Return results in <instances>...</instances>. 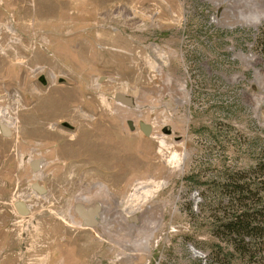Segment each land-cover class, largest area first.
Wrapping results in <instances>:
<instances>
[{"label":"rangeland","instance_id":"obj_1","mask_svg":"<svg viewBox=\"0 0 264 264\" xmlns=\"http://www.w3.org/2000/svg\"><path fill=\"white\" fill-rule=\"evenodd\" d=\"M263 25L264 0H0V202L19 155L46 191L0 213V264H209L230 214L261 229L232 264H264Z\"/></svg>","mask_w":264,"mask_h":264},{"label":"trees","instance_id":"obj_2","mask_svg":"<svg viewBox=\"0 0 264 264\" xmlns=\"http://www.w3.org/2000/svg\"><path fill=\"white\" fill-rule=\"evenodd\" d=\"M258 46L261 48V51L264 52V25L260 29L257 35ZM226 207H228L226 205ZM242 216L236 217L233 214L225 216L220 224L217 226V234L221 237V241L225 243V250L222 249V253H218L213 259L209 261V264H232L233 255H237L240 258L246 257V255L251 254L252 250L251 242L247 241L245 237H260L258 233L260 232V227H253L251 221H244L239 219ZM223 238V239H222ZM254 244H258L254 241ZM226 259H228L226 261Z\"/></svg>","mask_w":264,"mask_h":264},{"label":"flooded vegetation","instance_id":"obj_3","mask_svg":"<svg viewBox=\"0 0 264 264\" xmlns=\"http://www.w3.org/2000/svg\"><path fill=\"white\" fill-rule=\"evenodd\" d=\"M0 129L4 133L5 137H8L9 134H8V132H6V130H7L6 127L3 125H0ZM18 157H19V162L17 164L18 171H15L12 174V180H13V184H14L13 194L18 191L19 192L17 195L18 199L15 200L13 198L8 202V201H6L8 199V197L5 198V201L0 202L4 206V207H2L3 209H0V213H3V214L12 213V215H14L16 217L24 218L27 215H29V212H30V205L28 204V202L30 201V198H31V191H33L34 193H37L39 195H45L46 191L44 190V188H43L44 191L42 192L38 188L34 187L33 185L35 183H33L31 185L28 183V186L25 187V184H27V181H29V180H27V176L25 174H22L21 172H19V169L23 168V167L27 168L29 173L36 172L42 166L41 162L39 160L32 161L29 156L26 157L25 155H19ZM18 157H15V160H17ZM22 170H24V169H22ZM22 185H23V187H22ZM19 197H20V199H19ZM8 206L11 209L7 208ZM25 208L28 210V212L26 215H22V213L25 212ZM74 208H75V206H74ZM74 212H75V209H74ZM75 214H76V212H75ZM77 217H78V215H77ZM98 219H100V218H98ZM98 219H97L96 227L98 226V223H99ZM96 227H94L93 230Z\"/></svg>","mask_w":264,"mask_h":264},{"label":"water","instance_id":"obj_4","mask_svg":"<svg viewBox=\"0 0 264 264\" xmlns=\"http://www.w3.org/2000/svg\"><path fill=\"white\" fill-rule=\"evenodd\" d=\"M114 100L118 104H122V105H125L128 107H132V100L129 97H125L121 94H116L114 96ZM127 125L129 127L130 131L134 130L133 123L131 121H128ZM139 129L145 136H149V134L151 133L152 127H151V125H148L145 123H139ZM6 132H7V130H6ZM163 132L165 134L169 133L166 130H164ZM33 186L38 188L42 192L44 191L43 187L39 186L37 183H35ZM74 209H75V212L78 215L79 219L82 221L83 227H88L91 229L96 227L98 214L100 212V206L99 205H94L91 207L84 208L83 205L76 204ZM27 212H28V210L25 208V212L22 213V215H26Z\"/></svg>","mask_w":264,"mask_h":264},{"label":"bare ground","instance_id":"obj_5","mask_svg":"<svg viewBox=\"0 0 264 264\" xmlns=\"http://www.w3.org/2000/svg\"><path fill=\"white\" fill-rule=\"evenodd\" d=\"M259 21H260V18H259V17H256V18L253 19L252 23L255 25V24L259 23ZM162 145H164V142H161V143H160V147H161ZM174 159H175V158H174ZM170 160H171V159H170ZM195 254L197 255L196 252H195Z\"/></svg>","mask_w":264,"mask_h":264},{"label":"built area","instance_id":"obj_6","mask_svg":"<svg viewBox=\"0 0 264 264\" xmlns=\"http://www.w3.org/2000/svg\"><path fill=\"white\" fill-rule=\"evenodd\" d=\"M8 24V23H7ZM3 126H5V125H3ZM196 252V251H195ZM199 256H201V254L200 253H198V252H196Z\"/></svg>","mask_w":264,"mask_h":264}]
</instances>
